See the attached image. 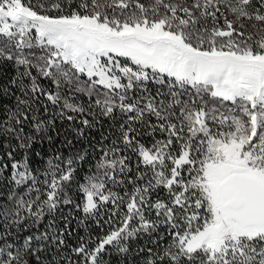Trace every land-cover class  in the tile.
<instances>
[{
	"label": "snow or ice",
	"instance_id": "1",
	"mask_svg": "<svg viewBox=\"0 0 264 264\" xmlns=\"http://www.w3.org/2000/svg\"><path fill=\"white\" fill-rule=\"evenodd\" d=\"M0 65V264H264V0H0Z\"/></svg>",
	"mask_w": 264,
	"mask_h": 264
},
{
	"label": "trees",
	"instance_id": "2",
	"mask_svg": "<svg viewBox=\"0 0 264 264\" xmlns=\"http://www.w3.org/2000/svg\"><path fill=\"white\" fill-rule=\"evenodd\" d=\"M10 75H14V72L11 71L9 69L8 66L6 65H0V79L3 80H7L8 76ZM6 102V101H5ZM56 126L57 128L60 130V135L59 136H55V133H53V135L55 136L54 141L49 144L47 141H45L42 145H36L35 148L37 151H41L42 154L47 153L48 155L53 154L56 150L61 149L63 150L65 153L69 152V150L71 151H83L85 148H88V141L86 140H76L74 138V135L69 134L70 131V125L68 124L67 121L62 122L61 120L57 119L56 120ZM108 125L104 124L103 129L102 130H107ZM69 130V131H66ZM67 136L68 139H72L73 140V144L69 147H65V137ZM95 136L96 139H99V131H91L89 132V137ZM10 141L8 138H0V153L5 152L7 149L4 147V145L8 144ZM14 143V141L12 142ZM89 151H91V149H89ZM17 158L18 159H22L23 158V150H18L17 152ZM47 158V156H45V159ZM86 167V166H85ZM8 173H5L4 177L2 179H0V190H3V185H4V180L7 179L8 177ZM162 195V193H161ZM77 218H80L81 214L80 213H75ZM89 226L90 229L95 232V231H99V229L96 228V225L94 224V222L89 221ZM73 228H76V221H73L72 224ZM79 233L81 235L84 234V230L83 228L78 229Z\"/></svg>",
	"mask_w": 264,
	"mask_h": 264
},
{
	"label": "rangeland",
	"instance_id": "3",
	"mask_svg": "<svg viewBox=\"0 0 264 264\" xmlns=\"http://www.w3.org/2000/svg\"><path fill=\"white\" fill-rule=\"evenodd\" d=\"M162 195H164V193H162Z\"/></svg>",
	"mask_w": 264,
	"mask_h": 264
}]
</instances>
